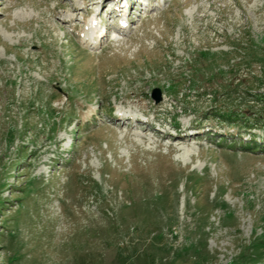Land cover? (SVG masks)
Segmentation results:
<instances>
[{
  "label": "rangeland",
  "instance_id": "374dc122",
  "mask_svg": "<svg viewBox=\"0 0 264 264\" xmlns=\"http://www.w3.org/2000/svg\"><path fill=\"white\" fill-rule=\"evenodd\" d=\"M94 1L0 0V264H264V0Z\"/></svg>",
  "mask_w": 264,
  "mask_h": 264
},
{
  "label": "bare ground",
  "instance_id": "6f19581e",
  "mask_svg": "<svg viewBox=\"0 0 264 264\" xmlns=\"http://www.w3.org/2000/svg\"><path fill=\"white\" fill-rule=\"evenodd\" d=\"M93 1V0H92ZM95 2V1H94ZM155 2V1H154ZM96 4L98 3V4H101L100 5V9H101V11H103L104 9H108L107 10V12H109V15H111V17H112V19L113 20H118V22H120V21H122V20H120V17L121 18H123V16H124V18H126L128 21H131V20H129L127 17H130V15H131V10H132V8H137V10L138 9H140L141 7H145V8H147L146 6H147V3H145V0H100V1H97V2H95ZM91 4H92V2H91ZM146 4V6H144ZM150 5H151V3H150ZM154 6V5H153ZM152 7V6H151ZM143 9V8H142ZM120 10H127L126 11V15L124 14V15H122V14H120ZM100 11V12H101ZM132 11H134L135 12V10H132ZM102 13V12H101ZM99 16V15H98ZM102 19V18H101ZM107 19H109V18H106V17H104L103 18V21H102V23L104 22V23H109L110 24V22H108V20ZM116 24V23H115ZM124 25V23H119V25L117 26H114V23H113V25H111V28L112 29H116V31L117 32H120V33H122V31L123 32H125L126 30H125V28H123V25ZM109 29V28H108ZM93 31H94V27H93V29H92ZM107 30V29H106ZM85 32H87L86 30H85ZM90 33V32H89ZM93 34V33H92ZM88 35V34H87ZM86 35V36H87ZM99 35H100V37L102 36V33L100 32L99 34H98V36L96 35V37H98L99 38ZM97 39V38H96ZM117 42V41H116ZM99 42H97L96 44H98ZM125 116V115H124ZM119 119V118H118ZM119 120H122V119H119ZM136 121H134L133 122V124H135V125H137V126H139V127H141L142 129H144V130H147L148 131V129H150V128H152V126H150V125H146V124H142L141 122H140V120H138V119H135ZM120 123V121H115V123ZM122 124V123H121ZM121 124H119V125H121ZM128 126H129V124H128Z\"/></svg>",
  "mask_w": 264,
  "mask_h": 264
},
{
  "label": "water",
  "instance_id": "95a60500",
  "mask_svg": "<svg viewBox=\"0 0 264 264\" xmlns=\"http://www.w3.org/2000/svg\"><path fill=\"white\" fill-rule=\"evenodd\" d=\"M159 101H160V96H159V94H157L156 102H159Z\"/></svg>",
  "mask_w": 264,
  "mask_h": 264
}]
</instances>
